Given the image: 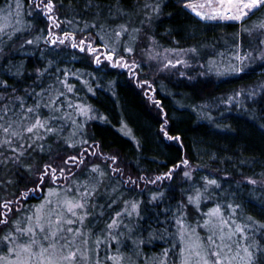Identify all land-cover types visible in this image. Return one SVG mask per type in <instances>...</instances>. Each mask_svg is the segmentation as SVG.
Returning <instances> with one entry per match:
<instances>
[{
	"label": "snow or ice",
	"instance_id": "snow-or-ice-1",
	"mask_svg": "<svg viewBox=\"0 0 264 264\" xmlns=\"http://www.w3.org/2000/svg\"><path fill=\"white\" fill-rule=\"evenodd\" d=\"M5 3L6 7H0V264H264V221L241 215L243 205L235 200L219 202L223 189L217 178L206 176L200 186L191 185L174 206L163 203L165 193L160 190L148 200L125 197L124 187H139L138 181L155 185L171 180L181 165L155 179L129 176L118 187L110 176H122L121 169L109 165V172L97 163H87L89 157L98 155L92 149L99 145L90 144L84 126L96 117L90 107L68 98L75 88L69 76L77 80L80 76L61 69L55 56L42 55L44 62L32 72L25 65L29 46L40 48L43 43L47 48L41 49L42 54L51 50L59 56L64 48H71L97 67L106 62L134 73L140 64L135 59L129 62L125 55H133L145 41L152 47L158 44L153 31L166 0H132L131 7H125L124 0L108 6L85 0L90 17L72 14L64 19L59 15L63 0L59 6L54 0ZM181 3L202 21L240 24L264 7V0ZM36 16L46 18V29L25 23V17ZM241 31L249 36L260 33L256 54L241 55L236 44L231 57L235 63L230 61L221 70L215 59H207L199 65L205 69L199 75H240L254 60L264 61V47H260L264 45V21ZM187 51L196 54L197 49ZM165 60V68L176 66ZM178 63L190 67L185 60ZM8 77L16 86L8 83ZM188 79L195 78L189 75ZM259 87L264 92V83ZM245 94L254 99L260 93L253 89ZM260 119L259 127L264 129V114ZM69 127L71 132H67ZM160 131L168 140H179L168 136L163 127ZM46 156L59 163L37 162ZM107 159L115 163L117 157ZM182 167L190 168L187 159ZM183 176L192 180L189 170ZM238 183L252 194L250 198L264 201V173L243 177ZM214 195L217 201L204 211L202 206ZM31 198L39 203L27 204Z\"/></svg>",
	"mask_w": 264,
	"mask_h": 264
},
{
	"label": "trees",
	"instance_id": "trees-1",
	"mask_svg": "<svg viewBox=\"0 0 264 264\" xmlns=\"http://www.w3.org/2000/svg\"><path fill=\"white\" fill-rule=\"evenodd\" d=\"M54 2L59 6L60 0ZM96 2L108 6L115 0ZM131 3L132 0H124L125 7H131ZM0 7H6L5 0H0ZM162 12L153 31L158 44L152 47L145 41L133 55H125L129 62L135 59L142 64L134 73L126 68L107 66L106 62L97 67L83 53L71 48H64L59 56L51 50L42 54L41 49L47 48L43 43L40 48L29 46L31 54L24 57L25 65L32 72L34 66L44 62L42 55L48 59L55 56L61 69H69L70 73L80 76L79 80L74 75L69 76V83L75 88L74 94H69L68 98L74 104L90 107V114L96 117L84 126V135L90 144L99 145L92 149L98 155L89 157L87 163L89 166L97 163L109 172V165L121 169L122 176L119 173L110 176L118 187L129 176L155 179L181 165L171 180L165 179L155 185L138 181L139 187H124L122 191L128 199L148 200L153 192L160 190L165 193L163 203L174 206L185 189L193 184L200 186L207 176L217 178L221 183L223 191L219 202L235 200L243 205L241 215L264 221V201L250 198L252 194L238 183L243 177L264 173V129L259 127L260 117L264 114V92L259 87L264 83V61L254 60L240 75H199L205 71L199 65L207 59H215L224 70L237 51L236 44L240 45L241 55L249 51L256 54L260 33L254 31L249 36L241 29L252 28L264 21V7L255 10L243 24L202 21L184 8L180 0H166ZM72 14L87 18L91 12H85V0H71V3L63 0L60 18ZM25 23L32 24L34 29H46L47 26L46 18L39 16L25 17ZM192 48L197 49L196 54L187 51ZM165 49L185 51L190 67H163L155 55L157 50ZM221 52L223 57L218 55ZM150 55L155 59L150 60ZM189 75L195 79L189 80ZM7 79L10 85L16 86L15 80ZM144 81L147 83H142ZM193 83L198 86L193 88ZM253 89L260 94L250 99L245 93ZM237 92L242 94L237 96ZM153 101H160L159 106ZM162 127L168 136L179 137V140H168L160 131ZM71 130L69 127L67 132ZM113 155L117 157L115 163L107 159ZM184 159L189 161V169L182 167ZM37 162L41 165L43 162L59 163L50 156ZM185 170L191 171V181L183 176ZM230 193L234 195H228ZM216 201L214 195L202 206L203 210L207 211ZM37 203L39 201L35 198L27 201L29 205Z\"/></svg>",
	"mask_w": 264,
	"mask_h": 264
},
{
	"label": "rangeland",
	"instance_id": "rangeland-1",
	"mask_svg": "<svg viewBox=\"0 0 264 264\" xmlns=\"http://www.w3.org/2000/svg\"><path fill=\"white\" fill-rule=\"evenodd\" d=\"M185 2H189V0H185ZM191 2H202V0H191ZM188 10H190V9H188ZM192 14L195 15L194 12H192ZM207 22H231V21H207ZM234 23H236V22H234ZM56 31L58 32L59 30H56ZM169 50H171V49H169ZM156 52L159 53V55H157V53H156L155 56H157L159 58L160 64H162L163 67H164V64L167 62L165 60V57H167L168 59L172 60L173 63H175L176 65H183V64L178 63L179 60H185V61H187V55H186V52L185 51L171 50V51L165 52V50H163V51L162 50L161 51L160 50H157ZM152 55H154V54H152ZM139 64H140V66H142L141 63H139Z\"/></svg>",
	"mask_w": 264,
	"mask_h": 264
}]
</instances>
